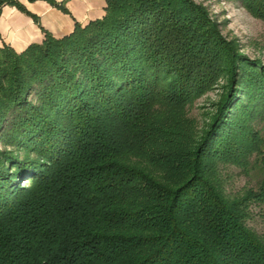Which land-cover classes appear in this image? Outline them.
Returning <instances> with one entry per match:
<instances>
[{
	"label": "trees",
	"instance_id": "trees-1",
	"mask_svg": "<svg viewBox=\"0 0 264 264\" xmlns=\"http://www.w3.org/2000/svg\"><path fill=\"white\" fill-rule=\"evenodd\" d=\"M238 1L264 22V0ZM105 4L0 48V264H264V62L192 0ZM215 89L193 130L186 107ZM228 167L261 179L229 196Z\"/></svg>",
	"mask_w": 264,
	"mask_h": 264
},
{
	"label": "rangeland",
	"instance_id": "rangeland-1",
	"mask_svg": "<svg viewBox=\"0 0 264 264\" xmlns=\"http://www.w3.org/2000/svg\"><path fill=\"white\" fill-rule=\"evenodd\" d=\"M205 9L220 31L221 36L233 42L249 58L264 62V22L252 16L238 0H192ZM215 89L193 101L186 107V118L193 130L202 127L206 114L213 111L212 104L218 100ZM224 189L227 195L241 194L247 188H255L261 179L258 170L245 173L240 168L228 167L224 173ZM249 227L264 237V207H254Z\"/></svg>",
	"mask_w": 264,
	"mask_h": 264
},
{
	"label": "crops",
	"instance_id": "crops-1",
	"mask_svg": "<svg viewBox=\"0 0 264 264\" xmlns=\"http://www.w3.org/2000/svg\"><path fill=\"white\" fill-rule=\"evenodd\" d=\"M18 1L30 15L37 18L38 24L16 7L2 8L0 48L5 44L17 53H21L33 43L43 41L41 28L55 38H62L73 32L76 23L85 26L90 21L101 19L106 7V0H54L59 7L42 0L32 3L27 0Z\"/></svg>",
	"mask_w": 264,
	"mask_h": 264
}]
</instances>
